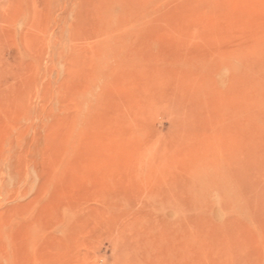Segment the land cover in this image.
I'll use <instances>...</instances> for the list:
<instances>
[{
	"label": "rangeland",
	"instance_id": "obj_1",
	"mask_svg": "<svg viewBox=\"0 0 264 264\" xmlns=\"http://www.w3.org/2000/svg\"><path fill=\"white\" fill-rule=\"evenodd\" d=\"M0 264H264V0H0Z\"/></svg>",
	"mask_w": 264,
	"mask_h": 264
}]
</instances>
